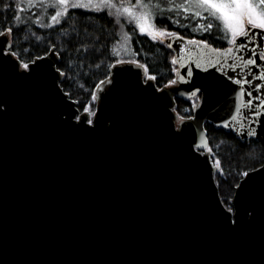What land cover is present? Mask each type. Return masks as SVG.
<instances>
[{
	"label": "water",
	"instance_id": "obj_1",
	"mask_svg": "<svg viewBox=\"0 0 264 264\" xmlns=\"http://www.w3.org/2000/svg\"><path fill=\"white\" fill-rule=\"evenodd\" d=\"M48 53L45 60H60ZM125 67L133 69L126 82L142 71ZM226 91L191 116H203L205 127L211 117L204 113L226 104ZM63 92L67 102L58 110L72 105L80 114ZM168 97L174 106L189 98L169 92L135 111L110 100L100 114L116 125L91 133L56 124L47 106L24 102L0 121L3 264H264V210L238 237L227 230L217 212L224 203L217 170L210 178L203 159L184 162L195 121H186L192 126L182 141L166 134ZM217 115L219 109L211 113Z\"/></svg>",
	"mask_w": 264,
	"mask_h": 264
},
{
	"label": "snow or ice",
	"instance_id": "obj_2",
	"mask_svg": "<svg viewBox=\"0 0 264 264\" xmlns=\"http://www.w3.org/2000/svg\"><path fill=\"white\" fill-rule=\"evenodd\" d=\"M8 9L13 11L0 20V121L24 102L33 108L47 106L56 124L91 133L101 124L108 129L116 125L114 119L105 122L100 114L110 100L135 111L159 103L169 92H181L200 101V104L192 102L188 110L191 111L226 88V104H218L208 113L201 108V113L211 117L204 122L209 127L219 125L229 129L233 140L246 144L248 151L259 142V154L264 158V0H29L26 7L20 0H0V12ZM77 21L82 28L73 27ZM29 25L64 34L60 50L52 44L51 54L59 57L66 53V66L73 62V56L82 59L89 54H108L107 40H115L110 49L109 70L95 83V90H90V100L81 105L80 114L68 110L72 105L64 108L63 113L58 110V105L68 98L61 82V76L67 77L68 72L53 70L54 63L59 64L60 60H45L48 52L32 58L30 49L23 44L16 46L19 35ZM117 26L127 38L147 41L149 50L162 49L167 73L159 74L158 78L159 70L149 71V64L141 59H117L122 54L115 47L120 43L115 39ZM32 35L40 39L35 33ZM141 51L136 50L138 55ZM169 51L174 54L169 56ZM125 65H134L142 71H135L126 82L124 73L133 69ZM93 102H98L99 110ZM174 105V98L168 97L163 106L165 130L170 139L182 141L192 126L186 121L196 123L184 162L195 165L203 159L209 165L210 178L213 167L222 173L220 157L210 146L209 128L201 122L204 117L190 116ZM217 109L222 115L212 117L211 113ZM256 163V167L238 173L241 183L230 184L224 203L217 205L227 230L237 237L255 225L264 210V164ZM219 199L218 196V202Z\"/></svg>",
	"mask_w": 264,
	"mask_h": 264
},
{
	"label": "trees",
	"instance_id": "obj_3",
	"mask_svg": "<svg viewBox=\"0 0 264 264\" xmlns=\"http://www.w3.org/2000/svg\"><path fill=\"white\" fill-rule=\"evenodd\" d=\"M12 11V9H8L0 12V20L6 19ZM104 23L107 22L105 21ZM73 27L79 29L82 28L83 25L77 21L76 23H73ZM108 28L109 31H112L111 25H109ZM65 29L71 34V29L68 28L67 25H65ZM117 29L118 28L115 29V32L118 34ZM32 33L40 36V39L36 40ZM117 38L118 35H116L115 39ZM64 40L65 36L59 30H37V28L29 25L25 28L23 33L19 35V39L16 41V46L19 47L23 44L25 48L31 50L32 58H35L37 55L43 56L45 52H49L52 44H56L57 51H59L60 44ZM102 43H104L103 40ZM114 43L115 40L113 38L107 40L109 46L108 54L102 56L89 54V56L83 57L82 59H77L73 56L71 57L73 62L67 66L65 65V61L68 59L67 54L65 53L60 56L58 68L62 71L68 72V76L64 77L62 81L64 84L63 89L77 102L80 111H82L81 105L86 104L90 100V90H95V83L102 80L104 74L109 70V54H111L110 49ZM132 44L135 51V58L141 59L142 63H148L149 71L158 69V78L159 74L167 73V69L162 62L164 56V51L162 49L157 47L149 50L150 45L147 41H139L135 37H133ZM33 45H36V47H32ZM137 49L142 50L139 55L136 52ZM172 54H174L172 51L168 52L169 56ZM69 69H71V71H69ZM194 100L195 102L197 101L195 98L177 99L176 107L185 110L187 114L191 116L193 111L188 110L191 109ZM93 106L96 107V102H93ZM205 127L209 128L208 139L210 141V146L213 148L214 153L220 157L224 169L222 173L217 172L215 174L216 181L219 180L221 182L218 187L223 200L225 191L229 189V185H236L240 182L238 173L245 171L247 168L256 167L257 161L260 164H264V158H261L259 154V142L256 146H253L252 151H248L246 144H241L240 140H233L230 131L216 128L215 125L209 127L208 123H206ZM237 145H239V147H237ZM225 180H227L228 183H224ZM221 188H223L224 191H221Z\"/></svg>",
	"mask_w": 264,
	"mask_h": 264
},
{
	"label": "rangeland",
	"instance_id": "obj_4",
	"mask_svg": "<svg viewBox=\"0 0 264 264\" xmlns=\"http://www.w3.org/2000/svg\"><path fill=\"white\" fill-rule=\"evenodd\" d=\"M21 3H23L25 5V7L27 6V3L29 2V0H20ZM34 11H39L38 9H34ZM22 17H25V13H21ZM32 26V25H30ZM117 32H118V38L120 43L116 44L115 47L117 49L118 52H121L122 54L119 57H116L117 59H122V60H133L136 59L135 58V51L133 49V37L131 38H127L124 36V31L119 29V27L117 26ZM123 53H127V54H123ZM195 101V100H194Z\"/></svg>",
	"mask_w": 264,
	"mask_h": 264
}]
</instances>
